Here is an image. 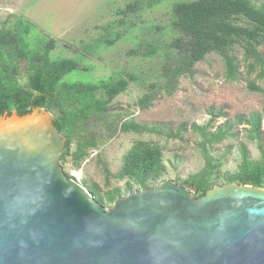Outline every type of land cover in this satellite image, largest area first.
<instances>
[{
    "label": "water",
    "instance_id": "water-1",
    "mask_svg": "<svg viewBox=\"0 0 264 264\" xmlns=\"http://www.w3.org/2000/svg\"><path fill=\"white\" fill-rule=\"evenodd\" d=\"M54 117L0 115V264H264V188L163 181L107 209L61 167Z\"/></svg>",
    "mask_w": 264,
    "mask_h": 264
},
{
    "label": "trees",
    "instance_id": "trees-1",
    "mask_svg": "<svg viewBox=\"0 0 264 264\" xmlns=\"http://www.w3.org/2000/svg\"><path fill=\"white\" fill-rule=\"evenodd\" d=\"M139 1L116 10L118 15L135 12ZM172 28L176 36L170 44L173 50H166L169 58L162 65L160 79L144 84L141 74L129 69L102 78H94L91 69L83 65L86 55H96L99 51L114 45L134 24L112 21L101 27L100 37L91 43L82 41V53L78 57L53 56L57 40L39 35L37 25L23 16L9 15L0 23V115H10L16 111L24 115L34 107H42L58 115L53 123L67 141L65 157L72 155L80 164L87 159L91 149L120 133H149L180 138L187 130L186 123L176 131L161 126L138 123L134 120L120 124L110 113L113 100L127 89L130 83L141 85L145 92L136 105L142 109L152 105L156 95L166 92L171 95L177 89L178 80L185 74L192 75L195 65L207 54H218L224 63L228 80L239 78L240 65L233 54L236 46L243 49L247 73L258 70L264 79V55L259 47L264 45V2L257 5L252 0H178L172 7ZM140 43V42H139ZM137 47H140V44ZM144 58H154L158 47L147 44ZM136 52L135 50H131ZM75 72L86 74L88 79H68ZM25 74L27 82L22 85L19 77ZM252 91L264 93L255 81L249 82ZM102 93L103 96H98ZM211 120L204 125L191 124V130L200 138L198 147L203 158L202 168L185 178L180 185L188 188L195 196L204 195L207 190L218 185L221 160L212 154L215 144L222 142L233 133L229 121L217 127L213 122L224 113L222 109L209 110ZM236 123L248 124L250 140L258 142L260 157L251 158L246 146L241 145L240 163L236 172L225 178V183H240L264 188V145L261 129L264 114L252 113L248 117L237 115ZM95 124L98 127L94 128ZM75 142V151L71 145ZM104 173L112 178L126 180L125 191L115 188L98 195L97 188H90L101 204L113 205L117 198L136 190L157 186L167 173L162 149L145 141H137L126 153L117 173H112L104 164Z\"/></svg>",
    "mask_w": 264,
    "mask_h": 264
},
{
    "label": "rangeland",
    "instance_id": "rangeland-1",
    "mask_svg": "<svg viewBox=\"0 0 264 264\" xmlns=\"http://www.w3.org/2000/svg\"><path fill=\"white\" fill-rule=\"evenodd\" d=\"M135 0H0V23L9 15L23 16L37 25L39 35L57 40L53 56L78 57L82 51V41L91 43L100 37L101 27L123 18L134 24L131 31L125 33L114 45L107 47L96 55H86L83 65L91 69L94 78H102L121 73L127 69L141 74L144 84L160 79L162 65L169 58L166 50H173L171 42L176 36L172 28V7L178 0H138L136 11L129 15H118L116 10L126 7ZM260 5L264 0H252ZM140 42V43H139ZM140 47H137V44ZM154 43L158 53L154 58H144L148 51L147 44ZM131 50H135L133 52ZM264 55V45L259 47ZM240 65V76L228 80L225 76L224 63L218 54H207L205 59L195 65V72L185 74L178 80L177 89L171 95L162 92L156 95L150 107L142 109L135 103L145 92L141 85L130 83L125 91L118 95L110 105V113L120 124L134 120L138 123L163 126L176 131L186 123L187 130L180 138H168L166 135L149 133H118L112 139L91 149L85 161L78 164L72 155L63 156L61 167L64 172L87 189L97 188L98 195L105 196L109 190L119 188L125 191L126 180L112 178L107 180L104 164L112 173H117L126 153L137 141H145L162 149L167 173L163 181L180 184L191 174L197 173L204 161L200 154L199 136L191 130V124L204 125L212 116L209 110L222 109L213 126L217 127L229 121L233 124L232 135L214 145L212 154L221 160L218 185L225 183V178L238 169L241 145L246 146L252 159L260 157L258 142L250 140L249 125L236 123L237 115L249 116L252 113L264 114V93L252 91L249 82L255 81L264 89V79L258 70L247 73L243 49L236 46L233 52ZM86 74L75 72L68 79L86 80ZM22 85L27 82L26 75L19 77ZM98 96H103L98 93ZM54 116L57 111L52 112ZM92 127L98 126L93 124ZM99 128V127H98ZM264 145V122L261 129ZM75 142L71 151H75ZM136 191V189H134ZM125 196V194H124ZM95 199L99 201L97 194ZM101 204V203H100ZM109 209L111 204H101Z\"/></svg>",
    "mask_w": 264,
    "mask_h": 264
}]
</instances>
